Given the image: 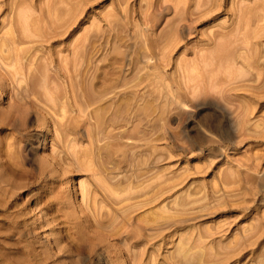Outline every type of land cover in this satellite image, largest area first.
Masks as SVG:
<instances>
[{"label":"rangeland","instance_id":"374dc122","mask_svg":"<svg viewBox=\"0 0 264 264\" xmlns=\"http://www.w3.org/2000/svg\"><path fill=\"white\" fill-rule=\"evenodd\" d=\"M0 123V264H264V0H0Z\"/></svg>","mask_w":264,"mask_h":264},{"label":"bare ground","instance_id":"6f19581e","mask_svg":"<svg viewBox=\"0 0 264 264\" xmlns=\"http://www.w3.org/2000/svg\"><path fill=\"white\" fill-rule=\"evenodd\" d=\"M216 123L218 124V126H221V125H223V121H224V118H225V116H224V114H223V112H221L220 111V113H218L217 111H216ZM98 115V114H97ZM97 115H96V117H97ZM104 115V114H103ZM102 115V116H103ZM101 116V115H100ZM113 116L115 117V115L113 114ZM96 117H95V119H96ZM99 117V116H98ZM97 117V118H98ZM109 117V116H108ZM110 117H111V115H110ZM104 118H106V116L104 117ZM100 118H98V119H96L97 120V124H99L98 123V121H101V120H99ZM101 119H103V117L101 118ZM113 119V120H112ZM111 120H112V123H113V121H115V119L112 117L111 118ZM3 121H4V119H3ZM6 121V120H5ZM2 122V121H1ZM116 122H118V121H116ZM4 123V122H3ZM115 123V122H114ZM113 123V124H114ZM0 129H4V126H1V123H0ZM25 134V133H24ZM27 138V137H26ZM31 138V137H30ZM32 139V138H31ZM29 140V139H28ZM1 151V150H0ZM8 153V152H7ZM9 154V153H8ZM7 160V159H6ZM9 162L10 161H8V164H9ZM3 163H7V162H5V160L4 159H2V157L0 158V164H3ZM11 163V162H10ZM4 164V165H5ZM13 165H16V164H14V163H12ZM11 164V165H12ZM11 165H9L8 166V168L7 169H11L12 170V172H13V170H15L14 169V167L13 166H11ZM1 166V165H0ZM18 166V165H17ZM16 169H18L17 167H16ZM44 169V168H43ZM19 170V173L21 172L20 171V168L18 169ZM45 170V169H44ZM1 174V173H0ZM15 174H17V173H15ZM22 174L24 175V173H23V171H22ZM40 174L41 175H43L44 174V172H43V170H41L40 171ZM1 177H3L2 178V180H1ZM0 198H1V195L3 196V199H0V212L1 213H4V212H2V211H7L9 208H10V206L12 205V203H14V200L12 199V196H10V195H6V197H5V194L3 193V189H12L13 187H26V184H18L17 183V181L16 180H13L12 178H10V177H8L7 175L5 176V174H1L0 175ZM3 182H5V184L3 183ZM3 185V186H2ZM40 198L41 197H37L35 200H36V202L37 201H39L40 200ZM58 202L57 203H59V204H63V201H64V199L62 198V197H58ZM40 201H42V199L40 200ZM38 204V203H37ZM10 210V209H9ZM13 211V210H12ZM12 211H10L11 213H13ZM6 213V212H5ZM8 216V215H7ZM6 216V217H7ZM155 216V215H154ZM9 218H7V219H10V216H8ZM155 218V217H154ZM4 219V218H3ZM6 219V218H5ZM14 220H16V219H13V221ZM9 222H10V224H9V222H8V224H9V227L7 226L6 227V229H8V228H10L11 226L10 225H12L13 223H12V221H10V220H8ZM19 222V221H18ZM17 222V223H18ZM15 224V223H14ZM14 224H13V226H14ZM19 225H17V227H18ZM11 230H13L14 228L12 227V228H10ZM56 229V228H55ZM15 230V229H14ZM121 230V229H120ZM12 232V231H11ZM14 232V231H13ZM16 232V231H15ZM20 232H21V230H20ZM19 232V230H18V233H20ZM23 233H24V231H22ZM1 233V232H0ZM2 233H5V232H2ZM23 233H20V234H23ZM7 234H8V232H7ZM7 234H6V236H7ZM25 234V233H24ZM8 235H10V234H8ZM2 236H4L3 234H2ZM13 236V235H12ZM56 236V235H55ZM0 237H1V234H0ZM5 237V236H4ZM8 237V236H7ZM10 237V236H9ZM20 237V236H19ZM71 237H72V235H71ZM61 238H63V236L61 237ZM2 239H3V237H2ZM64 239V238H63ZM62 239V240H63ZM66 239V238H65ZM72 240V239H71ZM73 240H74V237H73ZM1 241V240H0ZM60 241V240H59ZM56 242V241H55ZM58 242V241H57ZM56 242V243H57ZM73 242V241H72ZM76 242V241H75ZM78 242V241H77ZM76 242V243H77ZM60 244V243H59ZM78 245H79V243H77ZM1 246H2V244H1ZM26 246V245H25ZM57 246V245H56ZM75 246H77V245H75ZM57 248H59V245L57 246ZM77 249V248H76ZM1 251V250H0ZM26 252V251H25ZM29 252V251H28ZM50 253V252H49ZM40 255H41V253H40ZM53 256H56V255H53ZM95 256H96V254H95V251L92 249V250H89V254H88V258L86 259V260H89L88 262H87V264L89 263V262H91V263H93L94 262V260L96 259L95 258ZM43 257V256H42ZM42 257H41V259H42ZM67 257V256H66ZM69 258H71V257H69ZM40 259V260H41ZM47 259V258H46ZM45 259V257H44V260L42 261V262H44V261H47ZM98 259H99V261H100V263H105V260H104V258L102 257V255H101V253H99L98 254ZM49 260V259H48ZM37 262L39 263V261L37 260ZM86 262V261H85ZM73 263V262H72ZM40 264H41V262H40ZM43 264V263H42Z\"/></svg>","mask_w":264,"mask_h":264}]
</instances>
